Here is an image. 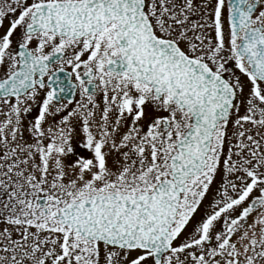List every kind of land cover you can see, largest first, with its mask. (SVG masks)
Instances as JSON below:
<instances>
[{
	"label": "snow or ice",
	"instance_id": "6c2138e0",
	"mask_svg": "<svg viewBox=\"0 0 264 264\" xmlns=\"http://www.w3.org/2000/svg\"><path fill=\"white\" fill-rule=\"evenodd\" d=\"M0 264H264V0H0Z\"/></svg>",
	"mask_w": 264,
	"mask_h": 264
}]
</instances>
